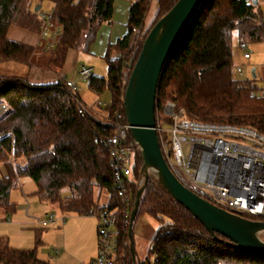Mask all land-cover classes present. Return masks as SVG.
<instances>
[{"label":"trees","instance_id":"trees-1","mask_svg":"<svg viewBox=\"0 0 264 264\" xmlns=\"http://www.w3.org/2000/svg\"><path fill=\"white\" fill-rule=\"evenodd\" d=\"M33 1L0 0V64L14 62L30 70L36 67L60 78L53 84L36 85L29 81V73L25 77L0 75V103L10 109L0 119V165L4 168L0 222H7L17 212L11 193L21 178L33 180L37 186L33 196L57 206L62 213L85 217L115 205L107 140L115 133L117 113L129 125L125 96L135 65L151 30L180 0H158V12L149 28L146 20L153 0L131 1L127 34L110 45L104 57L107 77L94 76L88 83L95 95H111V102L98 114L100 118L78 114L75 101L65 91L67 81L62 73L71 51L90 54L102 27L113 24L115 0H47L54 6L49 18L61 29L57 46L50 52L9 39L10 28L20 18L30 17ZM32 24L39 28L37 20ZM29 25L24 27L32 29ZM234 36L240 46L264 42V0L202 2L162 72L156 122L172 123L162 116L163 107L172 102L191 121L242 126L264 135V90L259 95L254 83L233 79ZM41 53L47 57L45 62L38 60ZM126 69L129 80L124 83ZM125 146L130 153L128 185L134 209L145 176L142 151L130 129ZM104 196L107 202L100 205ZM143 215L160 224L154 246L158 264H264V257L247 253L224 236L209 232L156 178L150 177L142 194L137 218ZM244 219L264 222L260 218ZM43 233L36 231L32 250L14 248L7 237H0V264H52L38 255Z\"/></svg>","mask_w":264,"mask_h":264},{"label":"built area","instance_id":"built-area-1","mask_svg":"<svg viewBox=\"0 0 264 264\" xmlns=\"http://www.w3.org/2000/svg\"><path fill=\"white\" fill-rule=\"evenodd\" d=\"M42 23L41 39L44 50L50 52L57 46L61 29L56 27L48 14L39 13ZM138 37V31L134 30ZM245 59L250 55L245 54ZM242 74V69H238ZM79 80L89 82L93 69L82 67ZM124 83L129 71H123ZM65 91L75 101L82 117L92 113L79 97L81 91L74 80L66 82ZM9 107L0 103V119L9 113ZM162 116L172 121L158 119L156 132L160 135V147L171 171L191 192L212 205L241 218L264 219V135L255 129L234 125L205 124L191 121L184 110L174 103H167ZM123 115L115 116V133L109 138V167L112 172L115 205L95 213L99 221L97 230V255L87 264H158L155 248L150 247L149 258L141 262L132 255L133 240L129 237L132 196L128 180L131 176L130 153L126 148L127 131ZM41 228L56 224L53 214L45 220L34 219ZM65 223V219H60ZM55 257L60 251L54 252Z\"/></svg>","mask_w":264,"mask_h":264},{"label":"rangeland","instance_id":"rangeland-1","mask_svg":"<svg viewBox=\"0 0 264 264\" xmlns=\"http://www.w3.org/2000/svg\"><path fill=\"white\" fill-rule=\"evenodd\" d=\"M40 6H42V10L36 12L37 8ZM51 7L50 2L47 0L40 2H38V0L33 1L30 8V17L27 20H25V18H20L17 24L18 27L22 26V24L23 28L24 24L28 27L30 22L29 26L38 32L42 24L39 18V13H51ZM32 20H37L40 23L38 24L39 28L32 26ZM149 26H151V24ZM149 26L147 25L146 28H149ZM233 44V79L244 84L247 82L254 83L260 89L258 94L261 95L263 93L262 90H264V42L248 43L240 46L236 36H234ZM94 53L84 54L81 51L71 52L70 56H68L70 58H68L67 62L68 71H65V74L66 77L78 83V86L81 89L79 94L84 104L88 106L87 108H89L88 110H90L93 116L100 118V115L98 114H100L101 111H98V107L104 103L108 104L111 102L110 93L107 92L102 96L92 94L88 90L87 83L78 80V72L82 67L92 68L93 75L96 77H107L108 66L106 62L101 55H99V52L94 51ZM245 54H249L250 59H244ZM40 55L41 56L38 60L45 62L47 59L46 55L43 53ZM116 56L120 57V55ZM238 69H242L243 73L239 74ZM29 72L30 69L28 67L14 62L0 64V75L25 77ZM148 171L150 177L158 180L159 173L156 168L150 167ZM36 190L37 186L30 178H24L17 184L16 189L11 193V202L16 204L17 212L9 221L0 222V236L8 238L25 236V234L21 233L23 230L20 228V225H35V222L32 219L34 217H39L43 220L51 214L56 218L63 217L66 219L65 226L56 223L44 231L42 240L43 244L38 249L39 258L49 261L52 264L89 263L97 254V230L99 227L97 217H79L71 213H62L57 206L51 205L47 202H40L36 197H32L31 193ZM67 195L68 194H65L64 197ZM106 202L107 197L101 201L100 205H105ZM29 207L30 210L28 213L31 218L27 217L26 214ZM159 228L160 224L149 215H143L137 218L133 229V242L136 254L141 262H144L149 258V250L150 247L155 246ZM25 231H29V229H25ZM36 231V229L33 230L34 234H36ZM257 238L264 242V231L258 233ZM56 250H62V255L60 257L54 256Z\"/></svg>","mask_w":264,"mask_h":264},{"label":"water","instance_id":"water-1","mask_svg":"<svg viewBox=\"0 0 264 264\" xmlns=\"http://www.w3.org/2000/svg\"><path fill=\"white\" fill-rule=\"evenodd\" d=\"M204 0H180L149 33L143 51L129 80L125 96V115L136 144L142 151L145 183L136 195L131 215L129 237L138 216L142 194L150 179L148 169L158 171V180L171 197L191 213L211 233L232 241L239 249L264 257V242L257 234L264 222L250 221L232 215L200 198L187 189L171 171L162 153L156 132V97L160 78L168 58L190 26ZM258 2L256 1V4ZM41 10V6L36 12ZM135 257V246L131 247Z\"/></svg>","mask_w":264,"mask_h":264},{"label":"crops","instance_id":"crops-1","mask_svg":"<svg viewBox=\"0 0 264 264\" xmlns=\"http://www.w3.org/2000/svg\"><path fill=\"white\" fill-rule=\"evenodd\" d=\"M131 1L132 0H115L114 13H113V24L112 25H105L102 27L96 42L91 47L90 54H93L94 51H97L100 53L99 55H101V57L104 59V57L107 53L108 47L110 45L115 44L118 40L122 39L127 34V23L129 20ZM50 5L52 6L51 10H53V8H54L53 4L50 3ZM41 10H42V6H41ZM157 12H158V0H154L153 4L151 6V9H150L149 15H148L147 20H146V23L148 26L152 23V21L156 17ZM106 26H108V27H106ZM118 27H120V28H118ZM41 33H42L41 28L37 32L34 29H29V28H25V27L23 28V26L18 27V25H16V26H13L10 28L8 36H9V39L14 41V42L22 43L26 46L33 48V49H38V48H43L44 44H45V43H43L44 41L41 39ZM71 52H73V51H71ZM70 53L68 56H70ZM68 58H70V57H68ZM68 58H67V62H68ZM67 64L68 63H66V67L62 73V75H64L65 77H66L65 71H68V65ZM76 75H77V73H76ZM59 78H60V76L56 73L43 72L42 70H40L36 67H33L29 72V81L32 84H36V85L53 84V83L58 82ZM68 80H72V79H69L68 77H66V81H68ZM78 80H79V75H78ZM80 82H82V81H80ZM86 83L88 85L89 82H86ZM88 90H89V88H88ZM91 93L94 94L93 92H91ZM79 97L81 99L80 94H79ZM81 101L83 102L82 99H81ZM83 104H84V102H83ZM108 104L104 103L101 106H99L98 111H101V108H104ZM84 105L86 107H88L86 104H84ZM3 173H4V168H3V166L0 165V177L3 175ZM22 179H24V178L19 179L18 183H20L22 181ZM33 193L34 192L31 193L32 197H34ZM29 210H30V207L27 209L26 214H27V217L31 218L29 216V213H28ZM91 216H95V214H93ZM35 218H39V217H34L32 219L34 220ZM58 219H59V221L57 223H59L61 226H65L66 219L63 217H58ZM60 219H65V223L62 224ZM34 222H35V225H31V226H28V225H22L21 226L20 225V228L23 230L21 233L25 234V236H16L13 238L7 237L10 240L12 247L17 248V249H25V250H32L34 248V246H35V234H34L33 230L36 229V230L45 231L50 227L49 226L48 228H41L36 223L35 220H34ZM25 229H27V230L29 229V231H25ZM59 251H60V255L57 257H60L62 255V250H59ZM38 255H39V252H38ZM55 263H56V261H55Z\"/></svg>","mask_w":264,"mask_h":264}]
</instances>
